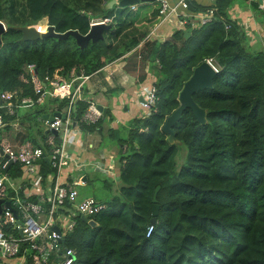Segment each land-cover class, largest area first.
I'll use <instances>...</instances> for the list:
<instances>
[{
    "label": "trees",
    "instance_id": "16d2710c",
    "mask_svg": "<svg viewBox=\"0 0 264 264\" xmlns=\"http://www.w3.org/2000/svg\"><path fill=\"white\" fill-rule=\"evenodd\" d=\"M109 1L0 0L5 28L0 91L23 87V95L35 97L31 84L22 80L28 64L36 65L40 77L56 69L66 75L72 67L92 74L140 43L126 67L135 57L149 62L153 71L157 101L151 113L108 129L120 156L118 184L110 178L104 185L118 186L110 198L98 199L105 208L92 216L96 226L78 216L64 237V246L75 251L72 264H264V52L251 50L228 17L232 0H215L210 6L188 0L194 11L214 7L215 18L192 28L187 38L178 29L163 41L144 39L147 30L138 26L135 11L118 4L107 8ZM98 18L109 21L101 36L84 47L73 35L21 40L17 29L41 24L57 33L86 35L91 20ZM205 60L217 73L212 88L199 89L193 99L206 110V123L186 108L172 126L177 142L170 144L161 126L179 105L183 83ZM65 105V100L48 98L32 107L43 116ZM86 107L78 101L74 119L82 131H94L109 111L89 125L81 121ZM31 108L18 111L20 129L11 140L40 143L45 138V130L40 136L26 130ZM157 186L159 208L151 223ZM25 263L31 264L30 259Z\"/></svg>",
    "mask_w": 264,
    "mask_h": 264
},
{
    "label": "built area",
    "instance_id": "2783aa9c",
    "mask_svg": "<svg viewBox=\"0 0 264 264\" xmlns=\"http://www.w3.org/2000/svg\"><path fill=\"white\" fill-rule=\"evenodd\" d=\"M155 1L158 3L159 24L172 15L179 17L180 26L203 25L215 18V8L208 7L194 23L178 12L180 8L188 9V0L175 3ZM257 7L264 12V0H258ZM130 8L136 10V4ZM108 21L109 18L92 19L90 25ZM150 32L154 33V28ZM151 33L144 39L151 37ZM26 68L28 76L22 75V80L31 84L35 97L23 95V87L0 91V130L5 129L0 137V260L16 258L17 264H27L25 261L29 258L31 264H72L75 251L64 246V237L73 229L76 217L93 219L92 216L105 208V204L94 197H80L79 188L86 184L82 175L73 177L72 174L75 171L99 170L118 181V163L113 157H107L103 150L99 151L95 161H79L70 141L71 133L81 132L73 115L78 101L87 103L81 121L91 125L102 116L97 109L98 102L88 89L92 74H86L80 67H72L66 75L56 69L40 77L35 64H28ZM48 98L66 101L60 111L65 118L54 116L49 121L38 116L47 130L40 143L11 140L9 136L13 137L20 129L18 111L43 103ZM156 101L153 84L140 91L139 104L145 109L143 117L151 113ZM89 148H93L92 143ZM125 150L126 145H123L121 152ZM42 161L46 162L49 171L45 172Z\"/></svg>",
    "mask_w": 264,
    "mask_h": 264
},
{
    "label": "crops",
    "instance_id": "0c3cea01",
    "mask_svg": "<svg viewBox=\"0 0 264 264\" xmlns=\"http://www.w3.org/2000/svg\"><path fill=\"white\" fill-rule=\"evenodd\" d=\"M169 1L171 3H175L179 0ZM191 1H193L196 5L201 6H210L215 2V0ZM257 1L258 0H232L231 5L228 9V17L238 25L245 36L249 37L248 43L253 51L264 52V12L258 9ZM108 3L106 4L107 8ZM155 3L156 1L142 3L140 5L136 4L137 8L136 10H134V13L136 14L135 19L137 20L138 26L142 29L147 30V35L151 33L150 31L152 30V28H154V33H151L152 36L148 37V40L150 39L153 41H163L170 38L174 31L178 29H183L185 32L187 29L192 30V28L202 26L196 25L191 26L190 28H186V25L180 26L178 24L179 17L175 15L168 17L166 21L159 24L157 12L158 4L153 9H148V11L144 13H141L143 11H139L141 5L146 4L149 6H154ZM178 12L183 13L187 17V19L196 23L202 11L191 10L188 6L187 10H183L180 8ZM45 27L46 29L43 31V33L47 31L48 26ZM141 44H139L136 48L132 49L122 57L106 64L100 69V71L92 73L88 83L90 95L98 103L107 108V113L108 111H110L113 114V119L110 120L112 121L110 125L105 126V124H101L99 129L97 128V131H101L103 128L108 127L104 131V134H108V129L116 128L118 123H122V125H124L137 115V117L144 116L143 113L140 115L142 110H139L138 112L137 107L135 106L134 109H129V104H136L138 107L142 108L139 104V93L146 87L153 84V71L151 70L149 62H147L146 60L141 61V59L135 57L133 58L136 61L134 63H131L130 65H127L129 66L128 68L126 67V60L130 58L135 52L140 51ZM115 90H118L117 93H115ZM135 97H137V100H134ZM91 134L95 137L92 132H89L88 134L86 133L84 138H77L79 137L80 133L73 132L70 134V141L74 147V153L79 158V161H95L99 157V151L103 150L98 149L96 141H91L90 138H88V135L90 136ZM71 137L76 144L72 142ZM90 143L93 144V148H89ZM95 172L102 171H75L73 174L78 173L74 176H86L85 180L83 179V177L82 179L87 185L89 179L88 174ZM106 176L112 178L109 175ZM79 193L80 197H85V195L80 192V189ZM15 264H17V261L15 262Z\"/></svg>",
    "mask_w": 264,
    "mask_h": 264
},
{
    "label": "water",
    "instance_id": "95a60500",
    "mask_svg": "<svg viewBox=\"0 0 264 264\" xmlns=\"http://www.w3.org/2000/svg\"><path fill=\"white\" fill-rule=\"evenodd\" d=\"M153 1L155 0H110L108 3V8H111L115 4H118L121 6H130L132 4L146 3V2H153ZM105 27H106L105 23L92 24L89 32L86 35H81L77 31H72V30H69L65 33H57L54 31L52 26H48L47 31L41 34L37 33L34 28L17 27V29L22 33L21 40L36 39V38L45 37V36L65 38L68 35H73L77 43L80 45V47H84L89 40L95 41L98 37H100L101 31ZM4 29H5L4 24L0 22V36H1V33L4 31ZM190 31L191 29H187L184 32V36L188 37V35L190 34ZM216 73H217V69L208 60H205L193 68L192 74L183 83V86L178 94L179 105L177 106L176 109L172 111L171 114H169L165 118L161 126V129L163 133L167 135V140L170 144L177 142L175 138V131L172 128V126L180 118L182 112L186 108H189L192 111L195 119L200 124L206 123V120H207L206 110L200 107L194 101L193 94L199 89L212 88L213 78ZM97 109L101 112L102 117L105 118L107 115V108L103 106L102 104L98 103ZM54 116L65 118V114L60 113V112H54L53 114L46 113L43 115V117L47 118L49 121H52ZM45 132H47V130H45ZM45 160H46V157H45ZM83 179L85 180L86 176H84ZM158 190H159V186L155 188L153 192V196H152L151 223L155 222L156 215L158 213V208H159V205L157 204ZM0 203H1V200H0ZM81 218L84 221L88 222V224L91 225L92 227L97 225V222L93 219H87L85 216H82ZM53 229L56 230L57 228L54 227Z\"/></svg>",
    "mask_w": 264,
    "mask_h": 264
},
{
    "label": "rangeland",
    "instance_id": "374dc122",
    "mask_svg": "<svg viewBox=\"0 0 264 264\" xmlns=\"http://www.w3.org/2000/svg\"><path fill=\"white\" fill-rule=\"evenodd\" d=\"M140 4H142V3H138V5H140ZM157 4L158 3L156 2L154 6H149V5H146V4L141 5L139 11H143L141 13H144V12L148 11V9H151V8L153 9L154 7H156ZM21 27L34 28V29L36 28L33 24L24 25V26H21ZM37 33L41 34L43 32H37ZM246 38H247L246 39L247 40V44L250 47V45L248 43L249 37L246 36ZM250 49H251V47H250ZM117 91L118 90H115V93H117ZM134 100H137V97H135ZM134 106L137 107L138 112H139V110H142L140 115L142 113L144 115L145 109L138 107L136 104H134V105L129 104V109H132V108L134 109ZM28 109L30 110V108H28ZM35 110H36V108L32 107L31 108V112H30V116L29 117H25V122L31 123V126L28 127L26 130H30L31 129L30 131H31L33 136H34V130H36L37 133H38V136H40L41 134H44V130L46 128V125L44 124V122L41 119L37 118L38 116L42 117V113H40L38 111L35 112ZM108 115L109 116L107 118H105V119H103L101 121V124H105V126L110 125V123L112 122L110 120L113 119V116H112L113 114L109 111ZM137 116H135L133 119H137L138 118ZM128 123L124 124V125L127 126ZM121 125H122V123H118L117 127H120ZM107 128H103L101 131H97V129L96 130L94 129V131H82L81 130L80 135L77 138H84L86 133L88 134L89 132H92L95 135V137L91 134L90 136L88 135V138H90L91 141H96L98 149H103V151H104V153H105V155L107 157L111 156L115 160L118 161V157L120 156V153H117V151L119 149V146H118V144H116L115 140H112L111 138L108 137L107 134H104V131ZM92 130H93V126H92ZM4 131H5V129L4 130H0V137L3 135ZM71 140H72V137H71ZM72 142L75 143L73 140H72ZM75 174H78V173H75ZM75 174H72L73 177H74ZM88 178H89L88 179V184L86 186L80 187L79 189H80V192L83 195L91 196V197H94L95 199H107V198H110L115 193V188H117V186H118V185H115L114 188L111 187V189L106 188L105 185H104V180H106V179L110 180V178L108 176H106V174L103 173V172L90 173V174H88ZM115 182L118 184L117 181H115ZM5 260L6 259H3L2 261H5ZM16 261H17L16 258H8L4 262V264H15Z\"/></svg>",
    "mask_w": 264,
    "mask_h": 264
}]
</instances>
